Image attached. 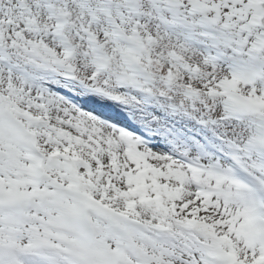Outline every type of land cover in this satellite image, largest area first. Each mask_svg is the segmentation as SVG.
Returning <instances> with one entry per match:
<instances>
[{"label": "snow or ice", "instance_id": "snow-or-ice-1", "mask_svg": "<svg viewBox=\"0 0 264 264\" xmlns=\"http://www.w3.org/2000/svg\"><path fill=\"white\" fill-rule=\"evenodd\" d=\"M0 264H264V0H0Z\"/></svg>", "mask_w": 264, "mask_h": 264}]
</instances>
